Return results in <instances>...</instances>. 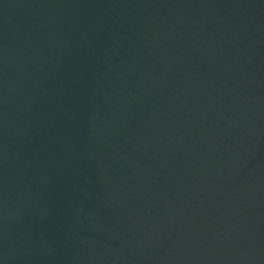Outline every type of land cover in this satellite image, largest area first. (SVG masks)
Segmentation results:
<instances>
[{
    "label": "water",
    "instance_id": "1",
    "mask_svg": "<svg viewBox=\"0 0 264 264\" xmlns=\"http://www.w3.org/2000/svg\"><path fill=\"white\" fill-rule=\"evenodd\" d=\"M0 264H264V0H0Z\"/></svg>",
    "mask_w": 264,
    "mask_h": 264
}]
</instances>
